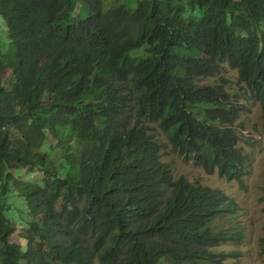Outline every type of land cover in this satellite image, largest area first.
Instances as JSON below:
<instances>
[{
  "label": "trees",
  "instance_id": "trees-1",
  "mask_svg": "<svg viewBox=\"0 0 264 264\" xmlns=\"http://www.w3.org/2000/svg\"><path fill=\"white\" fill-rule=\"evenodd\" d=\"M104 2L80 0L75 16L73 0H0V264H224L216 248L245 236L236 203L174 179L151 125L184 162L242 187L244 106L227 80L200 82L235 70L264 132V0ZM18 169L42 182L10 203ZM13 204L30 221L24 249L9 241Z\"/></svg>",
  "mask_w": 264,
  "mask_h": 264
},
{
  "label": "rangeland",
  "instance_id": "rangeland-1",
  "mask_svg": "<svg viewBox=\"0 0 264 264\" xmlns=\"http://www.w3.org/2000/svg\"><path fill=\"white\" fill-rule=\"evenodd\" d=\"M113 1L105 0L104 4L108 7L113 4ZM122 1L119 0V2ZM72 6L73 14L75 16L78 15L81 11L80 0H73ZM212 8V5L209 6L203 13L209 14ZM180 14L186 15L183 12H180ZM257 21L260 29L263 31L264 14L259 16ZM234 27L239 35H243L237 23H234ZM3 29L4 27L0 22V41L6 43V34L3 32ZM259 43L261 49H264V35L259 36ZM4 78L6 83L12 82L10 72H5ZM221 78L228 82L227 92L234 97H239L240 103L244 106L239 119L233 125L238 138V146L250 158L249 171L242 180V187L235 181H228L220 177L216 172L207 174L200 167L184 162L177 153L171 151L165 134L155 124L151 126L155 128V137L162 145L161 160L170 165L174 179L183 177L189 182H197L209 188L221 190L236 203L237 217L235 221L239 227L243 228L245 236L240 243L229 242L219 245L216 248L217 252L223 251L227 254H232L224 261V264H264V254L260 248L262 224L264 221L262 203L260 201V198L264 195V132L261 106L258 102L252 101L244 96L245 89L243 84L238 81L237 72L227 65H224L218 75L213 78H206L200 84H213ZM22 170L18 169L12 172L15 179L10 186V196L8 198L10 203L11 199H15L19 203L22 202V199L19 198L17 193L22 182H42L41 173L29 169ZM19 209V205L16 206L13 204L10 206L9 213L12 216L15 230L9 241L24 249L26 242L21 237V234L28 230V223L30 221L26 218L25 210L19 211ZM95 264L100 263L96 261Z\"/></svg>",
  "mask_w": 264,
  "mask_h": 264
}]
</instances>
